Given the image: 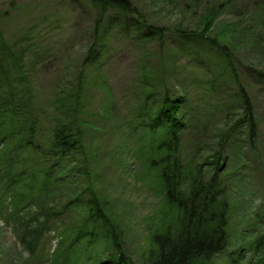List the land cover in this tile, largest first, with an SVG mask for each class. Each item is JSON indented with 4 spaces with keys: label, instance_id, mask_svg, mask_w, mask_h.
<instances>
[{
    "label": "rangeland",
    "instance_id": "374dc122",
    "mask_svg": "<svg viewBox=\"0 0 264 264\" xmlns=\"http://www.w3.org/2000/svg\"><path fill=\"white\" fill-rule=\"evenodd\" d=\"M129 1L138 13L129 22L130 30L119 20L106 25L116 19L107 14L103 24L107 33L105 54L97 59L95 68L90 66L82 72L80 101L90 130L85 133L90 176L84 179L67 168L55 174L48 185L43 174L48 159L34 151L21 153L24 162L17 171L22 177L16 184L0 186V264H97L107 254L101 242L91 245L79 240L70 244V229L85 213L80 207L55 220L54 231L43 234L33 255L22 240L38 206H64L82 192L84 183L111 201L130 262L148 264L153 234L174 217L163 201L157 171L144 162L149 133L134 120L150 91V81L157 89L162 87L159 76L195 108L190 120L202 122L205 128L225 127L222 177L229 181L225 192L229 202L228 246L211 260L197 264H230L232 257L241 253L240 264L255 263L257 255H253L250 244L264 235V81L257 75L264 61V0ZM212 11L216 17L203 36V44L182 46L177 30L202 31ZM94 17L88 0H0L2 38L12 43L29 30L32 42L25 47L33 44L32 49L47 55L35 77L38 100L57 95L52 87L61 79L77 78L92 43ZM143 21L162 29V37L150 43L143 40L133 30ZM213 38L231 51L233 74L207 48ZM222 83L221 91L217 86ZM238 85L250 101L252 140L247 123H242L241 112L245 110L236 96ZM217 99L223 101L218 103ZM234 124H238L240 135L232 129ZM40 125L50 134V121L44 118ZM226 131L231 132L230 137ZM184 135L192 137L191 130ZM6 148L2 145L0 156ZM188 154L185 151L184 157ZM40 195L41 205L37 202Z\"/></svg>",
    "mask_w": 264,
    "mask_h": 264
},
{
    "label": "trees",
    "instance_id": "16d2710c",
    "mask_svg": "<svg viewBox=\"0 0 264 264\" xmlns=\"http://www.w3.org/2000/svg\"><path fill=\"white\" fill-rule=\"evenodd\" d=\"M88 3L95 12L94 33L77 78L66 79L65 82L63 78L56 82L52 89L53 94L55 92L57 95L44 100L36 98L35 77L38 66L46 61L47 55L43 51L32 49L33 44L25 47L29 42V30L23 31L12 43L5 41L0 34V149L2 145L7 146L0 156V186L8 187L20 180L22 172L17 171V167L24 162L21 153L25 150L34 151L48 159L49 165L43 170L48 185L52 183L55 174H60L67 168L75 170V174L84 179L90 176L85 143V133L90 130L87 131L88 122L83 116L80 101L82 72H86L90 66L95 68L97 59L105 54L107 33L103 31V24L106 15L116 18L106 25L120 21V24L128 27L132 17L138 13L129 0H88ZM215 14L213 11L208 14L202 31L191 33L178 29L181 45H202V39L205 38L203 36L210 31ZM133 30L149 43L160 39L163 34L162 29L147 25L146 21L137 24ZM210 42L211 45L207 48L223 60L231 71V51L226 45L219 44L218 39H210ZM262 49L264 50V45ZM257 75L259 80L264 81V61L263 69ZM159 81L162 85L159 89L150 81V91L142 99L134 120L149 133L144 162L157 171L163 201L174 212V217L153 234V249L149 252L148 264H197L211 260L228 246L229 202L225 192L229 181L222 177L225 174L222 165L225 161V149L222 147L225 127L214 125L205 128L202 122L190 120L195 108L189 107L186 99L168 83H164L160 76ZM73 82L75 83L71 84ZM224 86L225 83H222L217 87L222 91ZM237 90L236 96L245 110V113L241 112V117L244 120L246 118V121L242 119V123H247L248 138L252 140L254 120L249 117L250 101L239 85ZM219 101L223 100H216L218 103ZM44 118L51 124L48 135L40 125ZM210 123L212 121L206 123V126ZM236 125L238 124L231 127L240 135ZM188 129L191 130L192 137L184 135ZM230 136L231 132H227L226 137ZM185 151L189 153L188 157H184ZM8 190L10 189L3 193ZM40 198L41 195L37 196L39 204ZM78 207L83 208L85 213L77 225L70 229L73 235V242L70 244L79 240H87L91 245L101 242L103 252L107 254L97 264H132L125 252L123 231L111 201L102 198L89 183H84L82 192L64 206L43 209L38 206L37 212L30 219L32 225L26 230L27 236L22 238L30 249L29 254H34L35 245L45 232L54 231L55 220L63 218L72 208ZM250 247L253 255H257L254 257V264H264V235L257 237ZM239 255L232 257L230 264H240Z\"/></svg>",
    "mask_w": 264,
    "mask_h": 264
}]
</instances>
